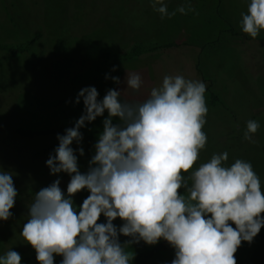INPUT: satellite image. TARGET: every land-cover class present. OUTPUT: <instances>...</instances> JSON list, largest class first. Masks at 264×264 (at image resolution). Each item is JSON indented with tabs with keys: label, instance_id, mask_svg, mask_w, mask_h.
Returning a JSON list of instances; mask_svg holds the SVG:
<instances>
[{
	"label": "rangeland",
	"instance_id": "1",
	"mask_svg": "<svg viewBox=\"0 0 264 264\" xmlns=\"http://www.w3.org/2000/svg\"><path fill=\"white\" fill-rule=\"evenodd\" d=\"M165 3L175 15L162 19L150 0H0V43L34 39L26 52L0 51V168L13 174L18 192L10 209L13 215L0 220V255L9 249L21 256L36 253L21 235L28 206L41 188L60 179L66 193L70 181L67 173L50 174L46 165L59 144L57 134L23 136L16 128L44 130L68 120L75 123L84 109L82 99L75 103L79 90L95 86L102 99L108 89L126 88L127 71L140 73L143 79L139 91L123 93L122 99L129 101L147 99L165 75L203 81L208 112L202 131L207 143L189 171L214 153L226 151L229 166L235 159L251 162L264 189V30L255 39L242 31V14L247 13L249 0ZM181 5L185 14L176 11ZM189 6L194 10L188 11ZM137 42L158 47L129 60H105L90 47L125 52ZM170 42L175 44L162 46ZM112 76L121 83L116 84ZM104 117L87 123L86 128L102 127ZM249 120L260 125L252 141L244 139ZM99 134L89 148L84 135L79 145L73 142L74 149H84L83 156L77 152L82 173L86 170L79 162L84 159L89 164ZM89 194L86 189L74 194L75 204H82ZM98 222H105V217L101 215ZM113 223L119 227L123 221L117 218ZM119 239L123 244L132 238L120 235ZM151 246L141 240L125 250L132 254ZM234 255L237 264H264V240L258 234L251 243L242 241ZM174 256V248L166 242L147 264H170Z\"/></svg>",
	"mask_w": 264,
	"mask_h": 264
},
{
	"label": "clouds",
	"instance_id": "2",
	"mask_svg": "<svg viewBox=\"0 0 264 264\" xmlns=\"http://www.w3.org/2000/svg\"><path fill=\"white\" fill-rule=\"evenodd\" d=\"M150 3L162 19L175 15L165 0ZM176 11L186 13L183 5ZM241 28L253 39L264 30V0H249ZM110 78L121 83L118 76ZM124 83L125 89H108L102 99L95 86L81 88L75 103L82 99V115L57 133L59 144L46 165L50 174L67 173L70 181L66 193L60 179L41 188L28 206L21 235L36 260L54 264L60 255V264H131L127 245L163 239L175 250L170 264H237L234 254L242 241L251 243L264 227V189L251 162L235 159L229 166L226 151L189 171L207 143L206 84L165 75L147 99L129 101L123 93L139 91L143 79L127 71ZM97 117H104L103 130L82 173L77 152L83 156L84 149L72 145L82 142L81 129ZM259 127L247 121L244 139L252 141ZM12 176L0 168V220L13 215L18 192ZM85 189L90 194L77 206L73 196ZM101 215L105 222H98ZM117 218L123 221L119 227L113 223ZM120 235L132 239L122 244ZM21 261L13 249L0 255V264Z\"/></svg>",
	"mask_w": 264,
	"mask_h": 264
},
{
	"label": "trees",
	"instance_id": "3",
	"mask_svg": "<svg viewBox=\"0 0 264 264\" xmlns=\"http://www.w3.org/2000/svg\"><path fill=\"white\" fill-rule=\"evenodd\" d=\"M33 41L34 39L26 40L24 42H20L16 44L0 43V51L2 50L8 53H11V54L23 53L30 49L31 43ZM174 44L175 42H170L169 44H164L162 46L170 47ZM90 47L94 48L95 51L99 54V56L105 60H129V59H133L139 56L141 53L145 51L152 50L153 48H157L158 46L152 47L150 45L137 42L128 51H125V52L112 51V50L106 49L101 46H96L94 44H90ZM210 100L212 104L216 102L217 97L215 93L211 94ZM73 126H74V123L68 120L65 124L59 126L58 128L33 130V129H27V128L20 126L16 128V131L23 136H33V135H38V134L47 135V134L63 133L66 128L73 127ZM102 130H103V126L99 128H94V129H89L86 127L81 129V132L86 138L87 148L90 147L95 135L100 133ZM79 164L82 165V167L86 170V172L88 171L89 164L84 159H81ZM258 234L264 240V231L260 230ZM166 242L167 241L162 240L159 244L157 243L146 250H141L136 253H132L134 257H133L131 264H147L149 260L155 255V253L159 250V248H161ZM21 257H22L21 264H39V262L36 260V253L34 252H30ZM62 259H63L62 256L56 255L54 259V264H60V261ZM238 264H247V263H238Z\"/></svg>",
	"mask_w": 264,
	"mask_h": 264
}]
</instances>
